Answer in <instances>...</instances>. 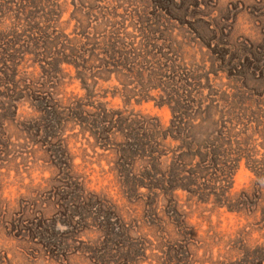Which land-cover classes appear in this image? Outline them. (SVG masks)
I'll list each match as a JSON object with an SVG mask.
<instances>
[{
	"label": "rangeland",
	"instance_id": "obj_1",
	"mask_svg": "<svg viewBox=\"0 0 264 264\" xmlns=\"http://www.w3.org/2000/svg\"><path fill=\"white\" fill-rule=\"evenodd\" d=\"M0 264H264V0H0Z\"/></svg>",
	"mask_w": 264,
	"mask_h": 264
},
{
	"label": "trees",
	"instance_id": "obj_2",
	"mask_svg": "<svg viewBox=\"0 0 264 264\" xmlns=\"http://www.w3.org/2000/svg\"><path fill=\"white\" fill-rule=\"evenodd\" d=\"M98 37H101V36H99V32H97V34L94 35V37L91 40L88 39V38H84L87 41V45L91 46V50L90 51H87V52L79 51L80 56L86 55V53H87L91 57H94L92 59H95L98 56V55L95 54L96 51H103L106 54L107 50H101V48H99L101 46V42H100V39H98ZM92 42H94L93 45H91ZM75 44H77V43L75 42ZM67 50L69 51V53L66 54L65 52ZM4 51H6V50H4ZM43 52L46 53V54L53 55V57H51L53 59V64H48V66L50 67V70H53V71L57 68V72H54L53 73V74L57 75V73H61L62 72L60 70V67H58V66H60L62 60H65L68 57L71 58V59H73L75 57V54H76L77 50H75V49H68V47L64 46L62 48V51H61V49L58 50L57 49V46H55V47H50V48L45 47ZM148 59L149 58H144L143 60L146 61L145 63H149V61L153 62L155 60L154 57H151L149 60ZM1 61H3V60H1ZM9 62H11L10 64H11V67H12L11 68V73H16L17 66H20V65H18V64L16 65L14 63V61H11V60H9ZM102 64L104 65V68H106V66L108 65V62L105 63V60H104V61H102ZM3 65H4V70H7L8 68L5 67V63H3ZM81 69L82 70H87V69H90V68H86L85 66H81ZM79 75L82 76L81 74H79ZM83 80L85 82V79H83ZM50 88L52 89V91H50L46 95L47 96V99H46L47 102H46V104H51L52 106L55 107V109H57V108H59L60 105L57 104V101L55 99L59 96V93L56 91V90H58L59 86L56 87V88H54V87H50ZM59 103H61V101H59ZM106 106H107V104L106 105H104V104H98V107L96 108V111L97 110L99 111L102 108L104 109V108H106ZM101 112L102 113H105L104 110H102ZM184 145H185L184 146V150L186 151L185 152L186 154H184V155L182 154L180 156L179 161H178L179 162L178 165H179V168H180V174L185 173V168H187L189 166L187 164H184V162H186V161H183L182 158L184 156H186V158L188 157L187 154L190 151V144L184 143ZM186 160H188V159H186ZM191 176L194 178L193 181H196L197 179L198 180H204L205 179V176L204 175H201L199 177L197 175H192V173H191ZM184 180H189V179H184Z\"/></svg>",
	"mask_w": 264,
	"mask_h": 264
}]
</instances>
